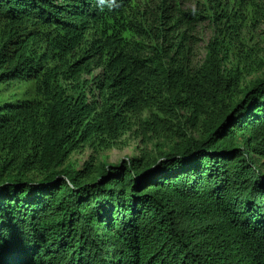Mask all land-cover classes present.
<instances>
[{"label":"trees","instance_id":"obj_1","mask_svg":"<svg viewBox=\"0 0 264 264\" xmlns=\"http://www.w3.org/2000/svg\"><path fill=\"white\" fill-rule=\"evenodd\" d=\"M135 1L0 0V86L37 89L0 103V264H264V77L241 89L216 41L193 72L178 2L128 41ZM144 109L182 122L169 151L70 161Z\"/></svg>","mask_w":264,"mask_h":264},{"label":"rangeland","instance_id":"obj_2","mask_svg":"<svg viewBox=\"0 0 264 264\" xmlns=\"http://www.w3.org/2000/svg\"><path fill=\"white\" fill-rule=\"evenodd\" d=\"M167 1L169 5L178 2V7L182 11L191 14L185 16L178 29L179 37L182 34L189 41L193 72L203 64L210 46L216 41L217 51L222 60V70L229 76L237 75L241 89L264 77V0ZM160 4L161 0H136L134 3L136 14L129 17L132 20L131 24L127 22L121 27L122 36L148 49L159 44L157 33L162 26L157 22V17L161 14ZM193 14H197L198 20L192 17ZM94 33L90 36L93 37ZM36 97L34 80L17 79L0 86V103ZM151 112L144 109L131 114V128L117 141L83 146L71 155L70 161L75 166L83 168L88 162L93 165L103 161L118 163L132 156L153 159L161 151H169L177 141V133L182 129L180 128L182 122L175 116L169 118L159 114L163 120H159V126H155L158 127L157 132H153L144 124V119L151 115ZM181 113L186 115V110H181ZM183 119L184 117L181 120ZM184 126L188 127V133L193 137H199L197 129H193L194 125Z\"/></svg>","mask_w":264,"mask_h":264}]
</instances>
